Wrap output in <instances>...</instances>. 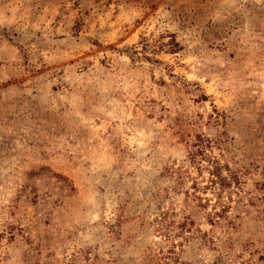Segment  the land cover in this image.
I'll use <instances>...</instances> for the list:
<instances>
[{"label": "rangeland", "instance_id": "374dc122", "mask_svg": "<svg viewBox=\"0 0 264 264\" xmlns=\"http://www.w3.org/2000/svg\"><path fill=\"white\" fill-rule=\"evenodd\" d=\"M0 264H264V0H0Z\"/></svg>", "mask_w": 264, "mask_h": 264}, {"label": "trees", "instance_id": "16d2710c", "mask_svg": "<svg viewBox=\"0 0 264 264\" xmlns=\"http://www.w3.org/2000/svg\"><path fill=\"white\" fill-rule=\"evenodd\" d=\"M212 174L219 175L218 169H216L215 171H213Z\"/></svg>", "mask_w": 264, "mask_h": 264}]
</instances>
